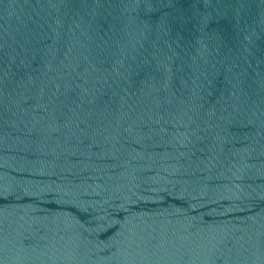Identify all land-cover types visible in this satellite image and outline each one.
Instances as JSON below:
<instances>
[{"label":"water","instance_id":"water-1","mask_svg":"<svg viewBox=\"0 0 264 264\" xmlns=\"http://www.w3.org/2000/svg\"><path fill=\"white\" fill-rule=\"evenodd\" d=\"M0 264H264V0H0Z\"/></svg>","mask_w":264,"mask_h":264}]
</instances>
